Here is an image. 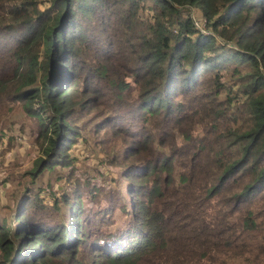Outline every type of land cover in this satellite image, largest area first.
<instances>
[{
  "label": "trees",
  "instance_id": "1",
  "mask_svg": "<svg viewBox=\"0 0 264 264\" xmlns=\"http://www.w3.org/2000/svg\"><path fill=\"white\" fill-rule=\"evenodd\" d=\"M19 116L0 264H264V0H0Z\"/></svg>",
  "mask_w": 264,
  "mask_h": 264
},
{
  "label": "rangeland",
  "instance_id": "2",
  "mask_svg": "<svg viewBox=\"0 0 264 264\" xmlns=\"http://www.w3.org/2000/svg\"><path fill=\"white\" fill-rule=\"evenodd\" d=\"M49 3L50 0H43L44 6L49 5ZM195 18L198 25L203 24V16H201L200 13L197 12ZM28 125L29 122L25 118L19 116L17 119L11 121L4 129H0V184H2L0 187V196L3 198L4 203L6 194L11 188V184L9 183L3 185V182L7 178L4 167H10L17 162L21 163L24 169H28L38 155V149L34 143V137L31 135ZM109 148L111 154H115V158L118 162L123 161V154L118 151L119 146ZM72 153L77 158V165L79 167L91 164L93 166H102L103 169H107L102 162L104 160V153L90 151L82 141L74 146ZM85 161L88 162L83 164ZM110 171L116 175V169H110ZM61 184L62 183L56 184V189H58ZM43 197L46 196L44 195ZM46 199L48 202H52L51 198Z\"/></svg>",
  "mask_w": 264,
  "mask_h": 264
}]
</instances>
